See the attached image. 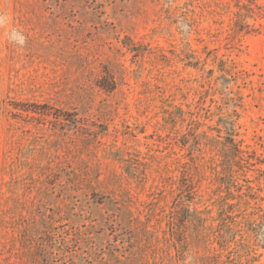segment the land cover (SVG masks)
I'll use <instances>...</instances> for the list:
<instances>
[{
	"label": "rangeland",
	"instance_id": "1",
	"mask_svg": "<svg viewBox=\"0 0 264 264\" xmlns=\"http://www.w3.org/2000/svg\"><path fill=\"white\" fill-rule=\"evenodd\" d=\"M0 16V264H264V0Z\"/></svg>",
	"mask_w": 264,
	"mask_h": 264
},
{
	"label": "clouds",
	"instance_id": "2",
	"mask_svg": "<svg viewBox=\"0 0 264 264\" xmlns=\"http://www.w3.org/2000/svg\"><path fill=\"white\" fill-rule=\"evenodd\" d=\"M6 22V18L3 16H0V23H5ZM14 36L16 35L15 33L13 34Z\"/></svg>",
	"mask_w": 264,
	"mask_h": 264
},
{
	"label": "trees",
	"instance_id": "3",
	"mask_svg": "<svg viewBox=\"0 0 264 264\" xmlns=\"http://www.w3.org/2000/svg\"><path fill=\"white\" fill-rule=\"evenodd\" d=\"M264 219V218H263Z\"/></svg>",
	"mask_w": 264,
	"mask_h": 264
}]
</instances>
